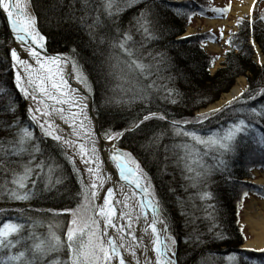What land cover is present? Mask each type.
<instances>
[{"label":"trees","instance_id":"16d2710c","mask_svg":"<svg viewBox=\"0 0 264 264\" xmlns=\"http://www.w3.org/2000/svg\"><path fill=\"white\" fill-rule=\"evenodd\" d=\"M31 4L48 51L74 57L86 74L101 134L126 131L118 145L146 172L167 232L176 242L178 264H264V253L242 249L245 236L238 227L242 192L249 189L243 182L251 177L248 164L264 120L256 124L254 135H239L236 151L223 156L180 131L195 130L206 137L226 128L238 105L231 106L236 109L232 115L223 114L227 109L203 123H197L196 113L227 93L240 75H248L244 96L264 86V65L253 62L250 45L253 38L264 55V23L258 20L253 28L243 23L233 40L238 53H228L222 68L211 74L214 57L201 49L202 37L181 38L189 19L174 0H31ZM10 44L0 16V89H4L0 225L9 220L21 224L19 232L4 238L13 246L0 247V264H20L9 258L21 251L32 264H54L67 258L70 224V216L57 210L83 205L82 174L72 170L60 142L43 137L31 122L13 84ZM262 100L242 102L244 111L248 105L264 107ZM152 112L158 116L142 120ZM160 114L166 119H159ZM172 120L192 124L174 128ZM24 129L38 139L22 141ZM31 145H38L41 152ZM220 159L227 163L226 169L219 166ZM37 163L43 164L42 169L36 168ZM26 170V188L35 195L15 200L11 193L18 190L16 181L25 177ZM204 192L211 197L205 198ZM213 233L217 237L223 233V238L213 239ZM52 235L64 245L37 259L35 245L47 244ZM233 253L238 256L229 259Z\"/></svg>","mask_w":264,"mask_h":264},{"label":"snow or ice","instance_id":"6c2138e0","mask_svg":"<svg viewBox=\"0 0 264 264\" xmlns=\"http://www.w3.org/2000/svg\"><path fill=\"white\" fill-rule=\"evenodd\" d=\"M113 5L109 3L108 7ZM27 4L22 3V0H0V10L5 14L6 22L12 39L18 43L20 48L30 57L33 63H29L26 58H21L16 48L9 50L12 67L17 68L23 66V73L26 75V80L20 71L14 72L15 87L23 94L25 98H31L36 102V107L28 108V115L32 123L36 124L42 133L43 137L51 138L54 141L62 142V145L73 148L76 155L79 156L80 161L85 165V169L89 176V183L85 184L83 177L80 179L82 191L79 193L83 196L85 204L77 208L58 209L57 211L69 212L72 214V219L66 231V247L67 258L63 261L56 260L54 264H111L114 258H118L119 264H126L125 259L121 256L120 248L123 247V231L124 226H117L115 209L111 203L113 197V188L108 187L107 195L103 199V206L98 207L96 216H84L81 210L90 205V201L96 199L98 195V185L103 186V177L101 176L102 161L99 155L100 149L98 148V132H94L91 125V119L87 114L89 108L90 94L92 92L91 85L88 81L86 74L80 67L74 57L66 56L62 53L49 54L45 49L47 47V38L37 28V18L26 11ZM146 9L150 11L148 5ZM196 9H200L197 5ZM202 11V9H200ZM175 16V13H173ZM130 39V37H129ZM124 48V44L119 45ZM264 64V61H257ZM71 64V72H66L67 65ZM74 79L78 84L83 85L85 91L81 92L80 89L72 87L69 79ZM23 81V82H22ZM264 84V81H262ZM4 89H0L3 92ZM258 97H264V86H258L248 92L247 96L243 93H238L232 96L231 100L226 101L224 105L219 108L210 109V113L215 115L221 113L222 110L228 109L224 112L225 116L232 115L236 109L231 106L235 103L238 105V112L232 116L231 122L226 128L220 131H213L208 136H202L195 130H180L183 136L190 137L198 144H202L207 148H215L221 156L236 151L237 137L241 134H253L255 132L256 124L264 120V107L259 110L255 105H248V111L245 112L246 105L242 101L255 100ZM51 102V103H49ZM175 102V101H173ZM264 103V100L261 101ZM58 105H67L58 107ZM76 109L72 111V109ZM35 113H40L44 118L41 120ZM158 114L155 112L149 113L143 117L144 120L149 119L150 116L155 117ZM58 117L64 124L69 125L71 131L68 136L78 137L79 140H72L65 138L63 133L65 129L60 124L55 122ZM159 119H166L163 114L159 115ZM197 120L202 121L208 119V114L201 113ZM181 121L172 120V125L175 126ZM187 124L189 121H182ZM123 130L105 131L102 138L107 141H117L123 136ZM24 139H38L34 137V133L28 129H24ZM259 146L264 147V129L261 130V136L256 141ZM35 148L36 152H41L38 145H31ZM60 146V145H58ZM187 147V145H184ZM68 162L72 166V170L78 175L80 169L76 167L73 156L64 153ZM35 157L33 156V159ZM108 160L114 164L118 170L119 179L127 182L128 184L135 185L140 192L143 193V199L140 203L141 211L151 209L152 221L151 231L155 235L154 251L156 253L157 264H178L179 257L176 254L175 248H169L168 244H162L160 235L158 233L156 223L158 217V204L151 197L149 186L142 183L145 180L146 173L140 167L139 163L126 150L119 149L112 146L111 152L108 153ZM96 166L93 167L92 165ZM36 168L43 167L42 163H37ZM219 166L227 168V163L219 160ZM26 170L25 177L16 181L18 190L11 193V198L15 200H27L35 195V191L27 189L25 180L27 179ZM51 171V169H49ZM39 175V173H37ZM59 182V181H57ZM33 189H35L36 181L32 180ZM243 196L248 193L244 192ZM205 198L211 197V193L204 192ZM94 207V206H93ZM125 207H127V196H125ZM94 210L95 207H94ZM121 217L127 216L128 213L121 211ZM101 220L103 228H101ZM163 222V221H161ZM131 226V221L129 227ZM115 230L114 235H108V229ZM21 224L11 220L4 222L0 225V247L11 248L13 246L12 240L5 241L12 233L19 232ZM131 235V233H129ZM102 237H106V243ZM223 238V233L219 237L213 233V239ZM167 239L172 240L173 246L175 240L171 237ZM118 241L120 242L118 244ZM199 241V237H197ZM64 242L56 235H52L47 244L41 242L35 245L33 255L39 259L49 251H54L61 248ZM264 251V250H262ZM171 252V255H168ZM135 258V252L132 253ZM237 253L229 256V259H235ZM25 252L21 251L18 255H13L9 258L10 262L19 261L20 264H32L31 258H25ZM245 259H248L247 257ZM139 264V262H137ZM145 264H149V260L145 257Z\"/></svg>","mask_w":264,"mask_h":264},{"label":"bare ground","instance_id":"6f19581e","mask_svg":"<svg viewBox=\"0 0 264 264\" xmlns=\"http://www.w3.org/2000/svg\"><path fill=\"white\" fill-rule=\"evenodd\" d=\"M255 0H244L245 5L235 4L232 7V11L230 17L227 21L221 22H207L211 26L213 25H225L226 27L232 26L236 21H230L236 18H241L243 16H247L251 13V8L253 6V2ZM22 3H26V11L31 15L35 16V13L32 8L31 0H22ZM36 17V16H35ZM38 28V26H37ZM190 34V31L186 34ZM12 48H16L21 58H26L29 60V63H33L30 57H27L26 53L22 48L18 45L17 42L14 41ZM209 48L214 50H219L218 46H210ZM259 56L261 55L260 49L258 50ZM12 67V62H11ZM13 74L16 71H20L24 80H26V75L23 73V66H18L17 68L12 67ZM66 72H71V65H67ZM23 82V81H22ZM69 83L72 87L78 88L81 92H84L85 89L83 85L78 84L74 79H69ZM245 87L244 79H238L237 84L230 89V91L224 94L219 101L210 104L205 110L210 112L212 108H219L221 105H224L226 101L231 100L232 96L237 95L243 91ZM51 103V102H49ZM90 107V100H89ZM58 107H64L67 109V105H58ZM76 109H72L75 111ZM42 119H44L40 113H37ZM87 114L90 118V110L87 109ZM55 122L60 124L62 128L65 129L63 135L65 138H69L72 140H79L78 137L68 136V133L71 131L69 125L64 124L59 120L58 117L55 118ZM91 125L94 132H96V123L95 120L91 119ZM116 146V141H104L98 137V148L100 149L99 155L102 161V170L101 176L103 177V186L100 187L98 185V195L95 199L98 207L103 206V199L107 195V188H113V197L111 198V203L116 213V224L117 226H124V231L122 233L123 239V247L120 248L121 256L125 259L126 264H145V257L148 258L149 264H157L156 261V253L154 251L153 241L155 240V235L152 234L151 231V221H152V213L151 209H147L144 212L141 211L140 203L143 199V193L140 192L139 189L135 187V185L128 184L125 181L119 179L118 170L115 169L114 164H112L108 160V153L111 152L112 146ZM118 148V147H117ZM93 167L96 165L93 164ZM264 183V179L260 181ZM142 183H145V180H142ZM125 196H127V207H125ZM152 197V196H151ZM121 211L128 213L127 216L121 217ZM158 217L156 227L158 233L161 238L162 244H164L165 237V224L161 218L159 208H158ZM131 221V226L129 227V223ZM163 221V222H161ZM244 223L248 227L252 238L246 243L245 248H249L252 250H263L264 249V201H258L254 198L250 199L249 204L245 206L244 209ZM101 227L103 228V222L101 220ZM131 233V235L129 234ZM115 230L113 228L108 229V235H114ZM164 236V237H163ZM105 239H107L105 237ZM120 242L118 241V244ZM133 251L135 252V258H133ZM111 264H119L118 258H114Z\"/></svg>","mask_w":264,"mask_h":264},{"label":"rangeland","instance_id":"374dc122","mask_svg":"<svg viewBox=\"0 0 264 264\" xmlns=\"http://www.w3.org/2000/svg\"><path fill=\"white\" fill-rule=\"evenodd\" d=\"M208 1H213V0H208ZM233 1V5L235 4H241V5H245L244 3V0H232ZM220 3H223V2H220ZM224 4H226V1L224 2ZM232 5V6H233ZM264 11V0H261V13H263ZM246 17V16H244ZM3 19V18H2ZM238 18H236L237 20ZM227 20V19H226ZM235 19L233 20H230V21H234ZM209 22V21H207ZM206 21H203V20H195V21H192L189 23V25H187V29L186 31L184 32V36H186V34L190 31V34L188 35H192L194 33H199V32H202L204 33L205 31H209L211 30L212 32H220V31H223L225 29V33H221L222 36L220 39L216 40V42H207L205 45H204V50L205 52L210 55V56H213L214 57V67L213 69L211 70V74H214L216 73L217 71H219L221 68H222V63L225 59V56L230 53V52H235L234 48L233 49H229L227 47V41L228 39H230V37L233 35V32H237L240 33L239 31H237V29L235 28V26H229L228 29L229 30H226L227 28L226 27H221V26H218V25H213L211 26L210 24H208ZM210 22H219V20L217 19H212ZM8 27V26H7ZM6 27V28H7ZM9 30V28H8ZM7 30V31H8ZM234 30V31H233ZM10 32V31H9ZM10 35V34H9ZM10 38H11V35H10ZM209 43H214V45H211ZM215 44H218V45H215ZM13 46V42H12V38H11V44H10V49L12 48ZM210 46H218L219 47V50H214V49H211L209 48ZM260 53H258L257 51L255 52V55L253 57V62L260 66V65H264L262 63H258L257 61L260 60V61H264V55L261 54L259 56ZM216 57V58H215ZM13 73V71H12ZM247 73L245 75H240L238 78H236V80L234 81V84L233 86H235L237 84V81L238 79H244L245 81V87L243 88V91L245 90V88L247 87ZM13 84H14V87H15V82H14V74H13ZM233 86L231 88H233ZM16 88V87H15ZM230 88V89H231ZM16 91L19 93L20 95V99L22 101V103H24L25 105V109L26 111L28 110L29 107H32L33 109H35L36 107V102L33 101L30 97L29 98H25L23 96L22 93L19 92L18 88H16ZM230 91V90H229ZM226 94V93H225ZM224 95V94H223ZM222 95V96H223ZM220 96V97H222ZM2 104H5V101L2 102ZM207 108V107H206ZM205 110V109H204ZM201 113H205L203 112V110H200L197 112L196 115H200ZM207 113V112H206ZM27 114H28V111H27ZM41 120H43L37 113H35ZM29 116V115H28ZM158 116V115H157ZM197 116V117H198ZM38 132L40 133V130L38 128V126L35 124ZM42 135V133H40ZM43 136V135H42ZM122 138V137H121ZM62 145V142L60 143ZM116 146L119 148V145L118 143L116 144ZM62 147L64 148V150L68 153V155H71L73 156V159L76 163V167L80 169V172L82 174V177L85 181V184H88L90 181H89V176H88V173L85 169V165L80 161V158L78 155H76L73 151V148L71 147H68L66 145H62ZM264 154V147H261V146H257L256 148L253 149V154L251 156V167L252 169L251 170V177L249 179H247L248 182H250L251 184H257V185H260V186H257V187H262L264 188V183H261V179L263 180L264 179V160H262L260 157ZM133 156V155H132ZM137 161V160H136ZM138 162V161H137ZM139 163V162H138ZM140 165V164H139ZM141 167V165H140ZM142 168V167H141ZM144 172V171H143ZM146 173V172H144ZM147 177V175H146ZM145 183L147 186H149V189H150V193L151 195L153 196V191H152V188H151V184H150V180L148 179V177L145 179ZM154 198V196H153ZM155 199V198H154ZM256 200L260 201L261 199L257 198ZM156 201V200H155ZM250 202V197H244L243 198V201H241V204H240V213H239V227L241 228L242 227V233L244 234L245 238H246V243L248 242V240H250L252 238V235L250 234V231L248 229V227L245 225L244 223V209H245V206H247V204H249ZM83 204H85V201L83 200ZM96 210H94V207ZM160 209V208H159ZM97 210H98V206L96 204V201L93 200V201H90V205L89 206H86V210L85 209H82L81 210V214L84 215V216H96L97 215ZM161 212V211H160ZM68 214V216H70V221L72 219V214L69 213V212H65ZM162 218V216H161ZM163 220V219H162ZM166 223H165V237H164V241L166 244H168L169 248H172L174 247L175 248V251H176V245L173 246L172 244V240L170 239H167V237H171L168 232H167V228H166ZM102 228V227H101ZM172 238V237H171ZM102 239H104L105 243H106V239L105 237H102ZM173 239V238H172ZM245 243V244H246ZM168 255H171V252H168Z\"/></svg>","mask_w":264,"mask_h":264},{"label":"water","instance_id":"95a60500","mask_svg":"<svg viewBox=\"0 0 264 264\" xmlns=\"http://www.w3.org/2000/svg\"><path fill=\"white\" fill-rule=\"evenodd\" d=\"M0 13H1V15L4 17V19H5V21H6V18H5V14H3V12H2V10H0ZM6 24H7V22H6ZM8 26V25H7ZM11 34V33H10ZM11 37H12V34H11ZM13 43H14V40H13ZM49 54H57V53H50L48 50H47V48L45 49ZM71 65V64H70ZM91 96V95H90ZM89 110H90V114H91V117L95 120V123H96V132H98L99 133V138L100 139H103L102 138V135H101V133H100V130H99V123H98V120H97V118L95 117V114H94V106H93V97L91 96V98H90V107H89ZM104 140V139H103ZM104 141H106V140H104ZM118 141V140H117Z\"/></svg>","mask_w":264,"mask_h":264}]
</instances>
